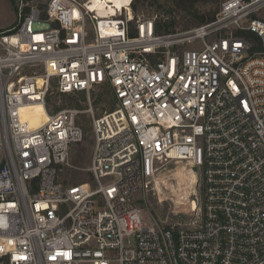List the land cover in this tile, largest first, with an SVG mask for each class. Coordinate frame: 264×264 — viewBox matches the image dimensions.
Returning <instances> with one entry per match:
<instances>
[{"label":"built area","instance_id":"obj_1","mask_svg":"<svg viewBox=\"0 0 264 264\" xmlns=\"http://www.w3.org/2000/svg\"><path fill=\"white\" fill-rule=\"evenodd\" d=\"M14 1L19 23L0 29V264H264V0H224L213 21L165 35L133 0L104 15L90 0ZM53 87L88 108L31 128L22 107L47 108ZM105 89L116 105L95 116ZM85 114L89 179L66 184ZM172 163L203 201L148 224L140 200Z\"/></svg>","mask_w":264,"mask_h":264},{"label":"rangeland","instance_id":"obj_2","mask_svg":"<svg viewBox=\"0 0 264 264\" xmlns=\"http://www.w3.org/2000/svg\"><path fill=\"white\" fill-rule=\"evenodd\" d=\"M224 0H222L223 2ZM136 5L133 1L132 8ZM159 5H164V1L155 3L150 1L149 3L137 4V11L134 12L135 20L138 18L144 20H154L158 18L163 12L159 9ZM168 6V4H167ZM212 9V6H209ZM18 4L14 0H0V29L2 31L9 30L15 27L19 23L18 17ZM182 17V16H181ZM190 20L187 16L182 25L178 28V32L193 29L195 26L188 29L183 27V23ZM90 26V25H89ZM197 27V26H196ZM57 90L53 87L47 95V110L50 115L57 113L60 110L77 108L80 110H86L88 108V96L74 95L79 100L81 107L63 105L62 95H57ZM51 100V104H48V100ZM91 100L94 107L95 116H101L105 112L110 111L116 105L115 97L108 90H96L91 93ZM67 104V102H66ZM84 131V141L73 148L71 154V166H65L62 172V180H67L70 184H73V179L70 175L77 176V183L87 181L89 174L86 169L90 165L94 138L92 131L91 117L88 114L83 116L81 121ZM4 161L3 150L0 147V166ZM185 171V165L172 163L167 168L163 169L159 173V182L164 184L159 185L154 190L150 191L145 200H140V207L142 208V217L148 224L153 223L155 220L158 222L168 221L173 223L176 221H187L193 218V213H196L199 204L203 201V190H197V197L193 195L195 193L194 186L197 184V179L194 178L192 183H188L187 189L192 191L190 193L182 192V181H178V175L180 172ZM67 177V178H66ZM76 181V180H75ZM182 188H181V187ZM163 187V188H162ZM180 189V190H179ZM192 189V190H191Z\"/></svg>","mask_w":264,"mask_h":264},{"label":"trees","instance_id":"obj_3","mask_svg":"<svg viewBox=\"0 0 264 264\" xmlns=\"http://www.w3.org/2000/svg\"><path fill=\"white\" fill-rule=\"evenodd\" d=\"M12 1V0H9ZM134 3H149L150 1H154L158 3L161 0H133ZM164 1V5H159V9L163 12L155 21V30L158 35H165L170 33L178 32V28L182 25L184 19L189 16L190 20L183 23V27L189 28L192 26H201L208 22H211L215 19L216 14L219 12L222 0H162ZM168 4V6H167ZM134 5L133 9L136 12L137 6ZM209 6L213 8L210 9ZM182 16V17H181ZM136 33L134 31L131 32V36H135ZM244 35L253 42V46L250 50V53L258 54L262 53L263 48L261 46L260 39L257 35L251 32H245ZM61 95V94H57ZM75 95L85 96V93H76ZM63 105H71L76 107H81L79 104V100L75 98L74 95L67 94L62 95ZM67 102V104H66ZM48 104H51V100H48ZM81 144H78V146ZM77 146V145H76ZM75 147V146H74ZM73 147V148H74ZM73 150V149H72ZM67 178V177H66ZM74 183H77V176H71ZM68 180V178H67ZM63 180L66 184H70L68 181ZM76 180V181H75Z\"/></svg>","mask_w":264,"mask_h":264},{"label":"bare ground","instance_id":"obj_4","mask_svg":"<svg viewBox=\"0 0 264 264\" xmlns=\"http://www.w3.org/2000/svg\"><path fill=\"white\" fill-rule=\"evenodd\" d=\"M128 2L129 0H90L92 8L102 15L107 14L108 12L114 13L116 8L122 9L125 5H127ZM21 112L23 120L27 121L29 126L33 129L45 125L50 117L47 108L42 103L26 105L22 107ZM177 178H179L178 181L180 180L183 182V190H181L182 192H192L187 189L188 183H192L193 179L196 178L192 172L187 173L183 170L180 172ZM196 185L197 184H195L194 189ZM193 195L196 196V193H193Z\"/></svg>","mask_w":264,"mask_h":264}]
</instances>
